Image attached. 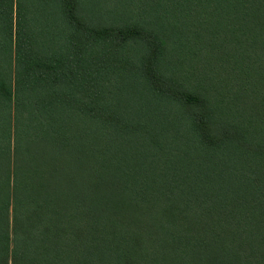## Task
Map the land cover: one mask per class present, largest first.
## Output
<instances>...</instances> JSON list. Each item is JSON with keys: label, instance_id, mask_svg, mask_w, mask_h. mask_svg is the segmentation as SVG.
I'll list each match as a JSON object with an SVG mask.
<instances>
[{"label": "trees", "instance_id": "1", "mask_svg": "<svg viewBox=\"0 0 264 264\" xmlns=\"http://www.w3.org/2000/svg\"><path fill=\"white\" fill-rule=\"evenodd\" d=\"M0 264H264V0H0Z\"/></svg>", "mask_w": 264, "mask_h": 264}, {"label": "rangeland", "instance_id": "2", "mask_svg": "<svg viewBox=\"0 0 264 264\" xmlns=\"http://www.w3.org/2000/svg\"><path fill=\"white\" fill-rule=\"evenodd\" d=\"M106 8L109 10L110 8H113V4H105Z\"/></svg>", "mask_w": 264, "mask_h": 264}]
</instances>
